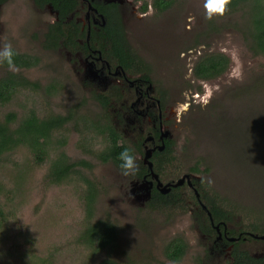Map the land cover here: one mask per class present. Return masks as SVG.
Masks as SVG:
<instances>
[{
  "label": "rangeland",
  "instance_id": "374dc122",
  "mask_svg": "<svg viewBox=\"0 0 264 264\" xmlns=\"http://www.w3.org/2000/svg\"><path fill=\"white\" fill-rule=\"evenodd\" d=\"M128 3L138 7L133 0H128ZM204 3L205 0H174L173 6L159 16H155L152 10L142 18L138 13L128 14L126 31L133 40V50L148 65L152 86L158 92L169 93L173 107L165 120L171 124L176 118L171 131L174 153L178 152L180 157V153L186 152L178 169L186 170L197 155L203 158L198 169L208 170L206 185L218 192L221 201L230 199L237 204L238 209H234L235 215L229 223L237 235L238 231H247L251 225L257 224L253 214L247 211L262 208L260 190L253 183L255 180L243 177L237 164L242 161L238 155L246 150L264 149V109L259 104L260 110L256 111L252 97L249 99L248 95L251 88L257 89V82L264 80V57H254L234 29V25L241 21L240 14L233 19L228 18L230 28L216 33L213 28L218 27L223 18L206 19ZM31 5V0H8L0 7V49L10 42L17 52L37 55L41 61L37 69L11 72L44 84L54 79L61 84L60 91L53 97L40 95L32 99L30 95L16 96L10 104L0 107V118L1 114L10 112L21 118L32 107V102L42 115H63L72 107L90 117L100 115V108L91 99L97 85L94 83V87L84 80L82 73L72 68L63 52H44L32 38L33 33L52 17L47 16V12L35 11ZM205 52H217L229 58V70L216 80L188 83L196 58ZM4 73L6 70L0 68V76ZM179 81L186 83L179 86ZM206 100L209 102L205 106ZM256 102H264V93L257 96ZM116 108L114 106L110 111ZM255 113L259 114L262 122L253 123L258 118ZM207 122L212 130L205 134L197 133L196 127L209 128ZM112 124L122 135V141L134 143L132 134L135 131L130 133L127 123L121 127L114 121ZM164 130L169 131V128ZM81 136L70 124L54 138L65 140V152L70 162L85 161L91 165V171L83 173L94 180L98 191L95 217L107 218L119 229L113 256L115 262L172 264L163 257V247L171 239L180 238L186 245V252L178 264L229 263L230 247L223 248L221 243L213 245L209 242L200 234L191 213L166 210L151 213L146 210L145 192L141 191L143 185L135 184L130 176L122 175L109 163L96 162L94 156L101 147L95 146L91 155L82 151ZM212 136L211 143L219 147L217 152L222 156L217 155L211 144L209 149L201 147L200 143L206 145ZM92 137L95 139V135ZM224 144L227 146L225 152ZM259 153L264 155V151ZM136 158L141 159L139 155ZM254 159L260 160L256 155ZM30 160L23 152L11 156L9 163L0 165V182L5 189L0 198V209L10 220L8 229L5 228L8 238L2 243L1 251L12 253L16 239L21 241L29 236L38 244L37 254H52L53 264H99L103 255L91 258L86 252L67 246L84 218L79 182L48 186L44 181L45 168L33 166ZM260 168L259 162L252 166L257 174ZM174 171L165 169L163 179L174 178ZM216 175L221 178L218 184L209 178ZM259 243L250 242L243 247L259 256L264 250V244ZM14 257L12 255L6 261Z\"/></svg>",
  "mask_w": 264,
  "mask_h": 264
},
{
  "label": "trees",
  "instance_id": "16d2710c",
  "mask_svg": "<svg viewBox=\"0 0 264 264\" xmlns=\"http://www.w3.org/2000/svg\"><path fill=\"white\" fill-rule=\"evenodd\" d=\"M135 1L141 3V12L145 13L148 5L147 0ZM150 2L156 14L167 12L174 4V0H150ZM6 3L7 0H0V6ZM229 9V12L223 18L225 23L222 21V23L218 27L213 28V30H216V33H220L226 28H230L228 20L240 14L241 21L239 24L234 25V29L240 35L242 41L254 57H264V0H232ZM107 16L108 17L105 16L106 25L102 33H105L106 38L114 43L110 57L116 59L117 65L122 68L124 72L128 74H142L146 77L145 79L148 80V65L142 63L143 61L127 48V53L123 51V28L118 24L116 13H107ZM55 48L56 47H53V49ZM14 60L17 69L28 68L30 66L28 58L22 55H15ZM229 65V58L223 54L205 52L196 58L191 69V78L199 82L216 80L229 70ZM2 66L8 69L6 64H2ZM41 87L43 86H39L35 82H30L20 74L9 71L5 76L0 77V107H5L10 104L16 96L23 97V95H30L31 98L34 99L41 95ZM56 87V85L50 84L49 88L44 89L46 93L44 95L49 97L55 96L57 94ZM49 90H52V93L49 92ZM262 93H264V80L257 82V89L254 90L251 88L248 94L249 99L252 97V101H250L253 104L252 106L257 108L256 111L260 110L259 104H261L264 109V102H256L257 96ZM91 96V99L97 105L101 106L103 110L98 116H87L79 112L76 107L68 109L63 115L55 113L42 115L34 102H32V107L28 109L27 113L21 118H18L13 112L1 114L0 165L9 163V158L11 156L25 152L31 158L30 162L33 166L45 168L44 181L48 186H62L74 181L76 183L79 182L82 188L79 196L83 204L84 218L80 228L74 234L71 241L67 243V246L76 250L80 249L86 252L91 258L103 255L99 264H118L113 260V256L115 248L117 247L119 229L107 218L97 219L95 217L98 191L94 180L88 179L83 173L91 171L92 168L90 163H86L85 161L70 162L65 152V140L61 138L56 140L54 137L65 131L67 125L72 124L75 131L82 134L80 149L86 154L91 155V150L95 146L101 147L95 154L96 156H94L95 161L100 164L109 163L120 172V152L124 149H129L134 154L137 161V155L143 156V151L141 149L143 138L132 145L126 141H122V135L111 122L109 109L112 107V99L110 94L92 93ZM181 99L182 96H180V100ZM170 104L172 105V103ZM79 106H82V104ZM256 116L258 117L259 114H256ZM258 118L253 121V123H258V121L262 122L260 118ZM200 121L197 122L199 123ZM206 124L209 128L206 129V126L199 125L200 127H196V132L205 134L207 131H211V124L208 122ZM258 128H260V126ZM80 129L84 133H82ZM93 135H95V139L92 137ZM213 137L214 136L207 140L206 145H204V142L200 143L201 147L209 149L211 144L217 152L219 147L211 143ZM172 146L173 144L171 142H166L163 153H155L151 158L153 171L158 176L160 174L163 176V169L167 164H171L173 169H175L173 173L174 177H179L181 174V171L178 169L181 156H175L174 151L172 152ZM226 148L227 146L224 144V152ZM260 151H264V149L255 148V151L246 150L244 153L240 154V159L242 158V161L240 165H237L247 179L250 181L253 179L255 180L253 183L258 186L262 197L261 209L258 208L256 211H247L249 214H253L254 219L257 221V226L251 225L250 229L247 231L253 235L264 236V155L260 154ZM217 155L222 156L218 154V152ZM255 155L259 157L260 160H255ZM223 162L224 159H222V163ZM255 162L261 163L258 174L252 169ZM138 164L140 165L139 171L132 178L140 181L147 174V171L142 167L140 162H138ZM202 164L203 158L197 155L192 165L187 168V172L194 175L205 174L208 172L206 168L200 171L198 169ZM222 166L224 167V165ZM250 173H253V177L250 176ZM4 193V185L0 182V198ZM209 197H211L210 200L200 194V199L211 214L213 222L215 224H219L220 222L226 224L230 222L231 218L235 215L234 209H238L236 206L237 204L235 202L233 203L230 199L221 201L220 195L216 190H213ZM246 202H248V200ZM180 203L179 213L183 214L185 210L184 200L182 199ZM169 205L168 196H163L154 191L152 192L151 199L146 204V210L151 213H161L163 210L168 209ZM245 208L247 209L249 207L246 206ZM200 213L199 214L204 217L206 224L202 229V234L205 237H213L215 235L214 229L210 226L206 215L203 212ZM9 221V218L5 217L3 211L0 209V248L2 243L6 242L5 240L8 238L5 228L6 230L8 229L7 224H9ZM239 243H235L234 248L229 252L228 264H264V254L261 257H253L247 252L240 251L238 249ZM25 246H28V248ZM14 247L16 248L13 249L12 253L9 251L3 253L0 249V264H4L2 261H5V263L8 262L6 260L12 257V255L15 257L10 260L8 264H53V256L51 253L47 252V254H42L41 252L37 254L36 250L38 244L32 237H25L21 241L17 238ZM185 252L186 245L183 241L180 238H173L163 247L162 254L166 261L172 264H178L184 257ZM15 259L16 261H14Z\"/></svg>",
  "mask_w": 264,
  "mask_h": 264
},
{
  "label": "flooded vegetation",
  "instance_id": "af4514ba",
  "mask_svg": "<svg viewBox=\"0 0 264 264\" xmlns=\"http://www.w3.org/2000/svg\"><path fill=\"white\" fill-rule=\"evenodd\" d=\"M133 3L138 5V7L132 6L131 3H128V0H31V6L35 11L39 13L47 12V16L51 15L52 17V20L44 23L42 27L38 28L33 33L32 38L44 52H63L72 68L78 70L80 74L82 73L84 80L88 81L92 86H94V83L95 86L97 85L96 87L94 86L96 91L93 93L110 94L112 99L111 106L113 108L114 106L117 107L113 112L109 109L111 122L114 121L115 124H117V126L120 125V127L127 123L130 126V133L131 131H135L132 134L136 139L134 143L140 141L144 137L141 143L143 156L141 157L139 155L141 159L137 161L146 169L147 174L140 181L132 178L133 176H130V178L135 184L139 183L143 186H150V197L144 203L145 209L154 191L163 196H168V203L170 205L166 211L169 212L179 213L180 201L183 199L185 207L183 214H192V218L195 219L193 222H195L200 234H202V229L206 226L204 217L200 215V212H203L210 226L214 229L215 235L213 237H205L203 234L202 235L208 239L209 242L213 243V245L221 243L223 248L229 246L228 256L229 252L234 248V244L239 242L238 249L239 246L240 249L242 248L241 250L239 249L240 251L247 252L253 257L263 256L264 250L259 256H256L251 253V250H247L243 246L250 242L255 244H260L259 242H261V244H264V240L259 239V237L264 236L253 235L248 231H238L239 233L236 235L233 232L236 231V229L230 228V222L226 224L222 222L215 224L213 222L211 214L200 199L201 194L210 200L211 197L209 196H211L214 190L209 188L205 183V177H208L206 174L207 172L203 175H194L188 173V169H186L181 171L179 177H174L171 180H164L162 174L158 176L154 173L151 163L153 154H162L166 142H171L173 144L172 152L174 151L173 134H171V131L174 130L173 126L175 123L173 122L176 118L171 124L165 120V118H167L166 114L173 107V105L170 104L171 100L169 93L167 92L165 94L164 92L156 91L149 80V76L148 80H146V77L142 74H128L124 72L122 68L117 65L116 59L110 57L114 43L106 38L105 33H102L106 25L105 16L108 17L107 13L113 14L115 12L118 24L123 28V51L127 53L128 49L139 58L132 48L133 40L126 31L128 14L137 15L138 13L141 18L143 16L145 17L149 10H152L155 16L161 14L155 13L150 0H147L148 5L145 13L141 12V3L139 1L133 0ZM53 47L56 48L53 49ZM14 51L16 55H22L28 58L30 64L28 68L17 69V71H30L40 66L41 61L37 55ZM142 63L146 64L144 61ZM0 68L4 71L6 70V73L0 76L3 77L8 73V69L2 66V64H0ZM27 80L35 82L39 86H43L41 87V95L46 94L44 89L49 88L50 84L57 86L56 93L60 91L61 84L59 85L58 81L54 79L46 84L36 79ZM187 80L194 81L190 75ZM194 82L198 83L199 81ZM178 83L180 86L186 82L179 81ZM49 92L52 93V90H49ZM97 106L100 108L101 114L103 110L101 106ZM112 107L110 108L112 109ZM179 123L180 122L176 123V125ZM165 127H168L169 131L164 130ZM134 143L129 144L132 145ZM147 151L150 152V157L147 160L148 162L144 160ZM176 155H178V152L175 156ZM185 155L186 152L180 153L182 158L185 157ZM239 158L240 156L238 155V159ZM145 162L151 165L150 169ZM238 165H240V163H238ZM165 169L172 170L173 167L171 164H167L163 171ZM240 172L241 175L245 177L244 173L242 171ZM151 174L156 176V180L152 178ZM252 175L253 173H250L251 177H253ZM209 178L213 179L216 184L221 181V178L217 175ZM181 180L183 181L181 185L177 187L172 186Z\"/></svg>",
  "mask_w": 264,
  "mask_h": 264
},
{
  "label": "clouds",
  "instance_id": "9594fccd",
  "mask_svg": "<svg viewBox=\"0 0 264 264\" xmlns=\"http://www.w3.org/2000/svg\"><path fill=\"white\" fill-rule=\"evenodd\" d=\"M232 0H205L204 8L206 13V19L213 20L217 18H224L229 12V5ZM16 55L13 46L10 42L5 43L0 49V64H6L8 70H17L14 56ZM210 99V98H209ZM209 101H205V106ZM119 160L121 161L119 167L121 174L124 176H134L140 168V165L136 161L134 154L129 149H124L119 154Z\"/></svg>",
  "mask_w": 264,
  "mask_h": 264
},
{
  "label": "water",
  "instance_id": "95a60500",
  "mask_svg": "<svg viewBox=\"0 0 264 264\" xmlns=\"http://www.w3.org/2000/svg\"><path fill=\"white\" fill-rule=\"evenodd\" d=\"M95 74V73H94ZM149 157H150V152L149 151H147L146 153H145V158H144V160L146 161V162H148L147 160L149 159ZM145 162V164H147L148 165V168L150 169L151 168V165L149 164V163H146ZM152 175V178L153 179H155V175H153V174H151ZM156 180V179H155ZM182 180L181 181H178L177 182V184H174V185H172L173 187H177V186H179V185H181L182 184ZM158 187H159V185H158ZM141 191H144L145 192V200H148L149 199V197H150V186H147V185H145V186H143V189L141 190ZM259 239L260 240H264V237H259Z\"/></svg>",
  "mask_w": 264,
  "mask_h": 264
}]
</instances>
